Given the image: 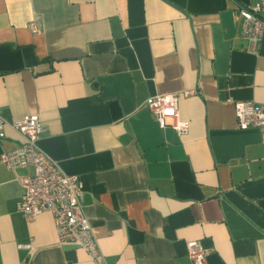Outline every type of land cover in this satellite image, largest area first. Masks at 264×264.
<instances>
[{"label": "crops", "instance_id": "crops-1", "mask_svg": "<svg viewBox=\"0 0 264 264\" xmlns=\"http://www.w3.org/2000/svg\"><path fill=\"white\" fill-rule=\"evenodd\" d=\"M253 1L0 0V152L21 142L8 123L37 115L39 148L83 184L107 264H190V241L206 264H264V146L234 115L264 103V33L255 51L239 36ZM167 92L185 135L145 106ZM31 172L0 163V264H95L58 243L50 213L17 211Z\"/></svg>", "mask_w": 264, "mask_h": 264}, {"label": "built area", "instance_id": "built-area-1", "mask_svg": "<svg viewBox=\"0 0 264 264\" xmlns=\"http://www.w3.org/2000/svg\"><path fill=\"white\" fill-rule=\"evenodd\" d=\"M239 36L248 49L255 51L264 33V0H254L240 9ZM31 33L41 29L40 17L34 15L28 23ZM196 89L180 91L183 96L196 94ZM178 93H162L149 96L145 106L154 113L160 128L170 127L177 135L188 132L187 122L181 120L177 109ZM236 125L240 129L256 127L264 146V103L238 101L234 103ZM9 126L20 136L21 142L12 149L0 152V163L14 170L30 167L32 172L18 177L23 194L17 211L26 222L33 221L39 214L52 215L59 244H70L82 248L95 264H107L100 251L97 238L86 216L83 205V184L77 175L61 171L58 164L38 146L45 132L37 115H24L10 121ZM4 120L0 112V139L4 138ZM190 264H206V250L197 241L186 243ZM29 255L34 252L32 239L19 245Z\"/></svg>", "mask_w": 264, "mask_h": 264}]
</instances>
